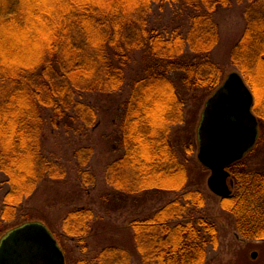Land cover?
Instances as JSON below:
<instances>
[{
	"label": "trees",
	"instance_id": "1",
	"mask_svg": "<svg viewBox=\"0 0 264 264\" xmlns=\"http://www.w3.org/2000/svg\"><path fill=\"white\" fill-rule=\"evenodd\" d=\"M165 1L0 0V171L8 184L3 220L13 219L41 182L65 176L59 162L43 151L46 123L57 126L69 119L96 124L94 107L78 96L119 91L137 52L141 71L119 105L113 148L118 146L121 153L107 166V182L127 194L186 187L187 169L169 139L171 127L182 121L184 106L172 74L179 73L187 92L214 90L219 83V68L209 59L217 41L214 14L231 1L178 0L189 11L190 27L185 36L176 32L168 37L148 26L152 4ZM245 18L232 61L251 86L253 108L262 118L264 109L257 107L264 103V0H248ZM255 145L228 167L231 194L221 201L241 238L264 241V172L239 169ZM91 152V147L77 149L81 164ZM82 177L84 182L91 179L86 171ZM198 197L197 191L187 190L182 198L130 222L142 264L206 262L207 246L218 243L214 224L203 217L171 223ZM93 218L91 208L75 207L65 216L64 231L80 239L90 233ZM94 260L130 264V253L108 245Z\"/></svg>",
	"mask_w": 264,
	"mask_h": 264
},
{
	"label": "rangeland",
	"instance_id": "2",
	"mask_svg": "<svg viewBox=\"0 0 264 264\" xmlns=\"http://www.w3.org/2000/svg\"><path fill=\"white\" fill-rule=\"evenodd\" d=\"M230 1L229 6L219 8L214 14L217 41L209 57L219 68V83L214 90L187 92L182 88L179 73L172 74L178 92L183 95L184 106L182 121L171 127L169 139L174 152L187 169L189 181L186 187L172 192L147 190L127 194L116 190L107 182V166L121 153L118 146L113 148L119 124V105L130 90L131 80L141 71L140 53L137 52L136 59L126 70V79L119 91L112 94L84 93L78 96L80 101L94 107L96 124L86 126L80 120L69 119L61 120L57 126L46 123L42 137L43 151L59 162L65 176L60 180L41 182L34 193L24 200L13 219L3 220L0 216V238L20 222H40L57 238L55 239L62 250L65 264H97L94 258L108 245L126 249L130 253V264H142L139 252L135 249L130 222L149 216L164 203L180 199L184 192L192 190L199 193L198 199L201 198V201H192L184 216L171 223L203 217L214 224L218 243L216 247L207 246L204 264H264V241L245 240L239 236L233 216L222 207L221 197L207 186L210 170L197 159V128L205 102L227 74L239 72L252 92L246 78L232 61V50L247 24L245 11L248 0ZM148 26L166 37L176 32L185 36L190 27L189 11L178 0L153 3ZM30 38L31 36L28 40ZM188 50L186 47L187 54L190 53ZM154 100L150 107L154 105ZM255 100L253 95L252 112L257 120V143L244 157L239 169H258L264 172V116L260 118L253 108ZM258 102H261L260 99ZM261 107L264 109V103L258 105V111ZM79 147L92 148L85 164L80 163L76 154ZM83 171L91 176L88 182L83 181ZM6 179L5 174L0 171V211L3 207V195L8 188ZM78 206L91 208L94 212L90 233L83 234L80 239L70 237L63 228L67 213ZM253 252L256 253L255 257H252ZM83 260L87 263H83Z\"/></svg>",
	"mask_w": 264,
	"mask_h": 264
},
{
	"label": "water",
	"instance_id": "3",
	"mask_svg": "<svg viewBox=\"0 0 264 264\" xmlns=\"http://www.w3.org/2000/svg\"><path fill=\"white\" fill-rule=\"evenodd\" d=\"M252 104V92L237 71L228 73L205 102L197 128V159L210 170L207 186L219 197L231 194L227 167L243 158L256 142ZM0 264H65V260L48 228L32 221L0 238Z\"/></svg>",
	"mask_w": 264,
	"mask_h": 264
}]
</instances>
